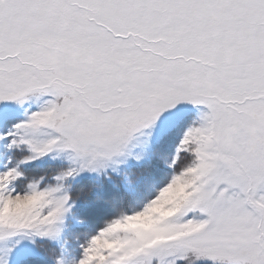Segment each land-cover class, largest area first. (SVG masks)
I'll list each match as a JSON object with an SVG mask.
<instances>
[{
  "label": "snow or ice",
  "instance_id": "snow-or-ice-1",
  "mask_svg": "<svg viewBox=\"0 0 264 264\" xmlns=\"http://www.w3.org/2000/svg\"><path fill=\"white\" fill-rule=\"evenodd\" d=\"M0 264H264V0H0Z\"/></svg>",
  "mask_w": 264,
  "mask_h": 264
}]
</instances>
